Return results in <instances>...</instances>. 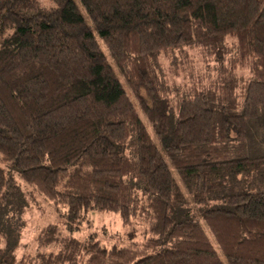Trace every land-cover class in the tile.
<instances>
[{
    "label": "trees",
    "instance_id": "16d2710c",
    "mask_svg": "<svg viewBox=\"0 0 264 264\" xmlns=\"http://www.w3.org/2000/svg\"><path fill=\"white\" fill-rule=\"evenodd\" d=\"M52 1L0 0V209L24 207L8 165L30 197L66 208L70 232L47 225L39 245L60 249L32 264H225L188 196L222 204L202 219L228 264H264V156L248 155L264 123V0H80L133 99L73 0ZM91 211L150 236L79 239Z\"/></svg>",
    "mask_w": 264,
    "mask_h": 264
},
{
    "label": "rangeland",
    "instance_id": "374dc122",
    "mask_svg": "<svg viewBox=\"0 0 264 264\" xmlns=\"http://www.w3.org/2000/svg\"><path fill=\"white\" fill-rule=\"evenodd\" d=\"M41 9H48L54 5L52 0H38ZM76 7L83 15L85 22L92 29L94 36L99 43L102 51L112 63L116 72L115 67L110 52L108 51L104 41L96 31L91 19L89 18L85 8L83 7L80 0H73ZM201 56L198 51L193 53L192 59L190 61V66H195L197 69H204V65L200 62ZM237 75L249 76L248 70H238ZM119 79L122 85L125 87L128 95L132 98L130 90L125 84L122 76L119 75ZM133 99V98H132ZM141 118L145 122L152 137L157 140V137L151 127L147 122L144 114L138 108ZM264 123L262 119L256 122L253 132L252 139L248 144L249 156H264ZM5 170L8 177L13 178L15 182L20 186L25 199L22 201L21 205L24 207L15 209L12 207L14 205L10 203H5L0 209V227L2 228V248L6 251L7 256L11 259L13 264H32L36 254L40 252L50 253L57 252L60 249V245L57 243L48 245H39L37 238L40 232L49 224L56 223L60 227V236H65L69 232L67 229V222L65 218L66 208L62 205L55 206L51 202L45 201L41 196L37 194L29 195V187L21 180L19 175L13 171L8 165H1ZM187 205L190 208L189 214L192 218L199 221L205 228L210 240L212 241L214 247L216 248L218 254L221 256L223 262L228 264L227 261L221 255L219 247L209 231L208 227L205 225L202 219V212L207 208H216L222 206L220 202H209L207 204H196L193 203L189 196L186 199ZM134 224L136 229V236L130 238L131 226H126L116 212H100L91 211L83 216L81 223L74 231V236L79 239H88L91 236L95 241H100L106 247L111 248L114 245L124 246L132 243H140L146 240L150 236L148 230V225L146 222H136Z\"/></svg>",
    "mask_w": 264,
    "mask_h": 264
}]
</instances>
